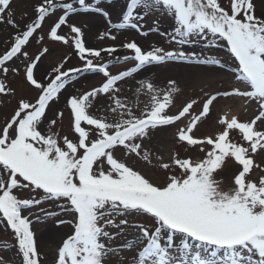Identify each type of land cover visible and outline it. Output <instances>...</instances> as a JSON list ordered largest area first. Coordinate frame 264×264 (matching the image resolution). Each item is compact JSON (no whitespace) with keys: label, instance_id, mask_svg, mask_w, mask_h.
<instances>
[{"label":"snow or ice","instance_id":"1","mask_svg":"<svg viewBox=\"0 0 264 264\" xmlns=\"http://www.w3.org/2000/svg\"><path fill=\"white\" fill-rule=\"evenodd\" d=\"M11 3L0 0V24L16 29L0 54V96L15 97L6 79L9 72L19 75L16 61L38 93L35 99L21 96L0 125V224L13 234L19 264H44L33 222L49 219L71 229L53 264H107L123 251L135 252L131 264H264V168L255 159L264 153V12L257 15L254 0H229L227 6L222 0H123L117 22L101 6L113 0H40L23 27L13 19ZM58 11L48 39L68 46L82 67L65 69V56L38 79L35 69L48 49L32 60L25 49L34 36L37 43L44 40L38 30ZM81 12L106 21L101 40L133 30L142 37L156 33L177 47L145 49L135 39L87 47L82 26L69 23ZM220 45L233 61L237 85L206 94L198 114L191 113L195 100L175 105L177 81L159 87L139 76L172 61L225 69L227 61L204 54ZM121 49L128 54L117 55ZM129 61L133 66L110 70ZM89 73L103 79L65 97L71 135L62 134L56 129L65 111L50 118L48 110ZM218 98L244 99L256 114L244 120L230 110L213 116ZM165 129L173 130L167 158L151 144ZM141 161L163 179L139 167ZM229 161L236 167L225 187L221 172ZM256 169L261 174L253 178ZM118 237L119 245L113 243ZM118 264L128 262L118 256Z\"/></svg>","mask_w":264,"mask_h":264},{"label":"rangeland","instance_id":"2","mask_svg":"<svg viewBox=\"0 0 264 264\" xmlns=\"http://www.w3.org/2000/svg\"><path fill=\"white\" fill-rule=\"evenodd\" d=\"M39 2L40 0H12V3L10 4V9L14 13L13 19H15L16 23L18 25H21V27H23V25L26 22H28L30 18L34 16L33 6ZM254 2L257 4V15H260L261 12H264V2H262V0H254ZM228 3L229 0H222V4H224L225 6H227ZM122 4H123V0H113L111 6L107 5L106 3L102 4L101 6L105 7L106 10L110 12L112 21L117 22ZM25 13L26 16H22V14ZM60 14L62 13L58 11L55 15L46 18V21L44 22L42 29L38 30L37 33V35H43L44 40L37 43L36 36H34L30 44L25 49V51H27L29 54L30 60L35 59L37 56H39L44 48L48 49V51L44 53V55L41 56L40 60L38 61V66L39 65L40 66L37 67L38 69L37 68L35 69V75L36 77H39L38 79H43L45 74L50 72L52 67L58 65L65 56L70 57L68 62L65 64V69L72 67H82V62L78 59V57L68 46L60 42L53 43L48 39L47 34L50 30V26L53 24L54 21L58 19V16ZM6 15L7 13H5V16ZM148 22L151 23V18H149ZM69 23H75L78 26H82V30L84 32L83 38L87 47L100 48V47L111 46L114 44L119 45L121 42H126L129 39H135L145 49H148L150 46L153 45L164 46L165 48L177 47L174 44L170 45L169 43H167L166 38L161 37L156 33H151L148 37H142L133 30H122L118 33L114 31V34L117 35V40L115 41L107 38L101 40L99 34L101 32L106 31L108 26L106 21L98 14L83 13V12L79 14H74L70 17ZM167 26H168L167 24L164 25V27ZM15 31L16 29H13L6 22L4 24H0V54H2L9 46L10 34L14 33ZM61 31L63 34L71 35L67 26H62ZM202 48L203 45L198 44L194 50L199 52ZM127 54L128 53L122 49L117 53V55L119 56H123ZM204 54L205 55L211 54L223 61H227V66L225 69H216L218 73L227 77L228 79L227 81L223 82L221 81L220 78L215 77L214 74L216 73V71L214 70L201 71L198 69H191L189 71H186V73L184 74L189 75L190 73L192 77L188 78L186 81L183 82L181 79H178L174 75H171L172 72L171 74L167 72L168 69L166 70L164 67L157 68L156 66H152L145 69L143 72L139 74V76L141 77L147 76L159 87H165L166 81H168L169 79H173L177 81V84L181 89V92L178 93V99L176 100L175 104L177 105V107H179L185 104L186 102L197 100V103L193 105V109L191 110V112H194V115L198 114L199 111L202 109V104L204 100L207 98L206 94H213L217 91L227 90L237 85V81H235L234 75L231 72L233 61L230 58L226 47L220 45L210 50H206ZM108 59L110 58L106 56L105 60L107 61ZM30 60L25 61V63L30 62ZM178 64H181V66L189 67V68L190 66L191 67L199 66V65H189L183 62H178ZM15 66L20 68L19 75H15L9 72L6 79V83L8 87H11L15 90V97L13 98L12 96H7V97L0 96V125H2L5 122L6 118L10 117V114L12 113L13 109L16 107L17 100L21 96H23L24 98L35 99V97L38 95L36 90H33L32 88L28 87V85L25 83L23 65H21L19 61H16ZM131 66H133L132 61L121 62L113 67L112 72L115 73L118 70L129 68ZM209 69L211 68L209 67ZM36 70H38V73ZM210 76L213 77L209 78ZM0 78H3L2 75H0ZM102 79L103 77L100 74H91V73L84 74L80 76L71 86H69L64 93L61 94L58 102H53L51 104L47 113V115L50 118L53 117V114L56 111L59 110L65 111V116L63 118V121L62 123L58 121V127L56 130L58 131L62 130V134L71 135V133L69 132L68 122L65 123V118L66 116H68L67 110L65 109V97L70 93L90 90L92 87L98 86L101 83ZM128 83L131 84L132 82L129 81ZM125 87H127V85ZM24 89L26 90L25 93L19 92V90H24ZM31 92H34L33 95L31 94ZM234 99L235 98H218V100L215 102L213 116L217 114H223L224 111H228L225 109V107H231L229 110L234 114H238V109L246 108V110H248L250 108L249 103L247 104L248 107L246 106L244 99L239 101ZM248 114L249 112L245 111L244 115H239V116L242 120H244L245 118L243 116L245 115L247 116ZM250 118L251 115L246 119H250ZM172 131H173L172 129H165L162 131H157L154 134L151 141L154 151L156 149L162 150L161 148L168 147L164 140L170 139L172 137ZM257 161L260 165H262V167H264V153H261L257 157ZM138 166L142 167L146 171H149L150 174L153 175L156 179L158 180L163 179V173L157 168H152V167L145 168L144 162L142 161ZM235 167L236 165L234 164V162L229 161L226 164L224 170L221 172V177L224 180L225 187H227V185L230 183L232 178V170ZM252 176L253 178H255L254 175ZM22 195L27 196L28 194L27 192H24L22 193ZM24 214L27 215L28 213L25 212ZM144 222L146 224L151 223L148 220H145ZM33 229L35 231V238L38 244V250L42 254L44 264H53V260L56 256V250L59 244L61 243L62 238H64L66 234L70 233L71 231L70 226H60L59 228H56L54 227L51 219H49L46 222H36L34 220ZM127 232L129 235H131L133 230L127 229ZM121 242H122L121 238L118 237L117 240L114 241L113 243L119 245ZM5 244H7V247H5ZM13 245H14L13 234L11 233L10 230H7L3 224H0V260H2L3 264H19L20 258L16 254V250L13 247ZM51 250L53 251L52 253ZM134 255H135L134 251H123L117 255H110L107 264H118V256L124 257L125 260L128 262V264H131V258Z\"/></svg>","mask_w":264,"mask_h":264},{"label":"bare ground","instance_id":"3","mask_svg":"<svg viewBox=\"0 0 264 264\" xmlns=\"http://www.w3.org/2000/svg\"><path fill=\"white\" fill-rule=\"evenodd\" d=\"M40 66V65H39ZM38 66V67H39ZM38 69V68H37ZM191 69H198V70H201V71H208V70H213V69H209V67H204V66H197V67H184V66H181V65H172L171 66V71L170 72H174L175 73V76H177L179 79H181L183 82L184 81H186L188 78H191L192 77V75H190V73H189V75H186V74H184V73H186V71H189V70H191ZM43 70V69H42ZM37 71V73H38V70H36ZM214 71H216V73L214 74V76L215 77H218V78H220L221 79V81H223V82H225V81H227L228 79H227V77L226 76H224V75H222V74H220V73H218V71L215 69ZM203 74H204V72H203ZM201 75V74H200ZM202 76V75H201ZM213 76H210L209 78H212ZM37 78H39V77H37ZM20 92H22V93H25L26 92V90L24 89V90H20ZM234 100H242L241 98H235ZM231 101V100H230ZM218 102H221V101H218ZM244 102H245V100H244ZM250 104V106L252 105V103H249ZM231 107H225V109L226 110H229ZM245 111H246V109H238V115H244V113H245ZM250 114L251 113H249L247 116L245 115V116H243L245 119L246 118H248L249 116H250ZM169 141V140H168ZM170 141H169V146H170ZM167 152V151H166ZM142 168V167H141ZM143 169V168H142ZM145 170V169H144ZM146 171V170H145ZM53 251L51 250V253H52Z\"/></svg>","mask_w":264,"mask_h":264}]
</instances>
